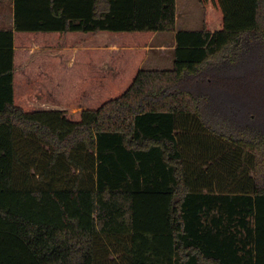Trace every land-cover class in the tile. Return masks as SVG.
I'll list each match as a JSON object with an SVG mask.
<instances>
[{
    "label": "trees",
    "instance_id": "obj_1",
    "mask_svg": "<svg viewBox=\"0 0 264 264\" xmlns=\"http://www.w3.org/2000/svg\"><path fill=\"white\" fill-rule=\"evenodd\" d=\"M200 3L146 69L177 0H14L0 264H264V0Z\"/></svg>",
    "mask_w": 264,
    "mask_h": 264
},
{
    "label": "crops",
    "instance_id": "obj_2",
    "mask_svg": "<svg viewBox=\"0 0 264 264\" xmlns=\"http://www.w3.org/2000/svg\"><path fill=\"white\" fill-rule=\"evenodd\" d=\"M10 3L9 7L4 8L3 3ZM200 3V0H199ZM185 8V12H183L182 19L180 21L179 15V6ZM194 4H189L187 0H181L178 2L177 0V25L175 32H157L155 33L153 38H158L157 42L148 46V55L147 59H145L143 63L147 64L149 67L146 69H168L171 68V64L174 62V50L177 47L176 33L181 29H199L203 25V15H202V24L198 27L199 22H196L195 19L199 17L198 12L192 8L195 7ZM201 6V3H200ZM0 28H12L14 26V0H0ZM202 9V6H201ZM5 10V11H4ZM203 10V9H202ZM198 15V16H197ZM154 40V39H153ZM152 40V42H153ZM152 50V51H151ZM173 66V65H172ZM162 67V68H160ZM167 67V68H164Z\"/></svg>",
    "mask_w": 264,
    "mask_h": 264
},
{
    "label": "rangeland",
    "instance_id": "obj_3",
    "mask_svg": "<svg viewBox=\"0 0 264 264\" xmlns=\"http://www.w3.org/2000/svg\"><path fill=\"white\" fill-rule=\"evenodd\" d=\"M178 2H181V0H178ZM187 2H188V5L190 4H194V5H196L195 7H192L195 11H196V13L198 12V14H199V17H197V19H195V21L196 22H199V25H198V27H200L201 26V24H202V15H203V10L201 9V6H200V3H199V0H187ZM9 4L10 3H8V1H7V3L5 2V3H3L2 5H4V8L3 9H6L7 7H9ZM1 9L2 8H0V11H1ZM5 11V10H4ZM183 12L184 13H186L185 12V8L182 6V4L179 6V15H180V21H181V19H182V16H183ZM198 16V15H197ZM203 17H204V15H203ZM154 39V40H153ZM157 39L158 38H152L151 39V41H150V43L152 44V45H154V43L155 42H157ZM152 40H153V42H152ZM150 43H149V45H150ZM148 45V46H149ZM147 46V47H148ZM152 51V50H151ZM147 59V58H146ZM144 63V62H143ZM143 65V64H142ZM172 65L173 64H171V67H172ZM147 67H149L147 64H145L144 65V68H147ZM160 68H162V67H160ZM164 68H167V67H164ZM196 127H194V129H195ZM197 128H198V126H197ZM196 134H199V135H203L204 133H203V131H201V129L200 128H198L197 129V133ZM85 155V154H84ZM25 161H27V158L25 157V159H24ZM44 161V163H46L47 161H46V159H44L43 160ZM189 161V163H193L192 162V159H191V157H190V159L188 160ZM41 162V161H40ZM27 163H29V162H27ZM201 163V165H204L203 167L205 168V169H207L208 168V164L210 163V161L208 162V164H207V162H205V161H203L201 158L199 159V164ZM192 166V165H191ZM31 168V167H30ZM196 167H194V165L191 167V169L193 170V169H195ZM24 169H25V167H24V165H22V166H20V170L21 171H19L18 173H19V175H20V177H24V174H25V171H24ZM31 171H32V168L30 169ZM216 170H220L219 172L221 173V174H223L224 175V177L227 179L228 178V176H229V174H228V172L227 171H225L224 169H222V168H216ZM231 172H233L234 173V167H233V169H231ZM252 174V172L250 171V169L248 168L247 169V173H246V175H251ZM109 259H111V261L113 262V263H116V264H125V260H124V258L121 256V254H119V253H116V254H113V255H111L110 256V258ZM100 261H102L103 262V260H100Z\"/></svg>",
    "mask_w": 264,
    "mask_h": 264
}]
</instances>
